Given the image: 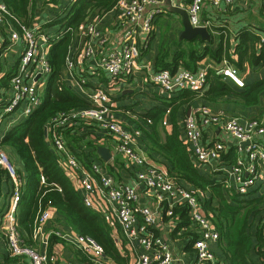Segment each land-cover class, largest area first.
Segmentation results:
<instances>
[{
	"label": "built area",
	"instance_id": "1",
	"mask_svg": "<svg viewBox=\"0 0 264 264\" xmlns=\"http://www.w3.org/2000/svg\"><path fill=\"white\" fill-rule=\"evenodd\" d=\"M223 1L232 2L191 0L188 14L192 25L204 26L200 14L205 3L219 6ZM161 2L162 0H118L113 10L117 12L122 39L116 47L109 46L111 38L100 28L102 16L91 14L82 23L79 36L85 40L74 54L66 57L70 77L77 84H86L88 79L77 73L79 64L86 62L91 73H105L108 84L85 93L89 105L59 111L53 115L46 125L49 135L46 140L59 157L62 167L74 179L85 205L103 213L109 221H117L129 241L141 246L142 251L136 255L134 264H229L213 249V245L220 240V233L203 209L200 197L196 192L178 184L176 178L149 160L140 146L142 129H129L114 118L115 94L112 90L119 92L131 83L142 50L147 46L148 37L152 33L154 15L159 12V8L154 7L146 13L147 6H157ZM262 4L264 6V0ZM69 30L66 27L60 33ZM60 33H47L38 18H34L30 24L24 23L6 4L0 2V70L4 74L14 70L9 84L0 87V127L24 102L26 106L21 113L24 117L31 115L42 104L45 84L52 74L48 50ZM261 42L264 44V37ZM16 47L19 48V56L12 62L9 55ZM5 61L7 63L3 65ZM208 70L207 67L196 72L181 69L172 74L170 70L163 69L153 72L149 81L168 93L184 88L199 90L207 83ZM219 73L238 87L246 86L244 78L234 66L225 63ZM199 114L201 124L196 116ZM221 122L234 138L238 152L237 160L230 165L222 164V154L228 150L229 142L206 144L203 140L202 127ZM69 128L78 131L86 129L87 132L94 133L101 130L112 135L116 151L128 159L130 166L137 168L134 181L118 182L99 160L92 161L90 167H87L67 145L63 131ZM184 131L185 144L196 161L211 167L218 163L215 171L222 173L226 187L246 194L259 181H264V139H260L264 137V119L252 118L241 123L237 116L217 114L203 105L185 118ZM0 166L7 171L12 182L5 203L0 204V237H4L9 254L28 258L29 264L55 262V255L28 244L24 238L18 203L22 198L26 173L12 160L3 144V138L0 139ZM41 183H45L43 175ZM143 187L147 189V195L154 198L152 205L141 203ZM184 206L188 208L191 223L179 229L178 234L189 235L193 232L196 237L189 235L194 240L192 251L177 254L165 238L157 235V228L162 224L176 229L180 221L175 213L176 208ZM56 212L54 206L43 209L40 205L33 224V239L47 246L49 237L55 234L89 255L95 264H106L104 247L93 237L75 231L47 229Z\"/></svg>",
	"mask_w": 264,
	"mask_h": 264
},
{
	"label": "crops",
	"instance_id": "2",
	"mask_svg": "<svg viewBox=\"0 0 264 264\" xmlns=\"http://www.w3.org/2000/svg\"><path fill=\"white\" fill-rule=\"evenodd\" d=\"M190 4L191 0H162V2L157 6H147L146 13H149L154 7L159 8V12H157L153 18V30L151 35L148 37L147 46L142 50V55L138 60V66L135 69L131 83L125 86V88L119 92L112 90V92L115 94L114 118H116L129 129H142V134L140 137H143V139H141L140 146L144 151L146 148L148 151L149 145V140H147L148 138L146 137H161L164 139L165 137H168V135H173L175 137H179L184 143H186L184 131L185 118L191 113L194 114L196 109L203 105L210 107L211 110L217 114H223L227 117L237 116L239 117L241 123H246L249 119L255 117L264 119V55L263 57H259L264 53V44L261 42V38L264 37V6L262 4V0H232V2L223 1L219 6H215L209 2L205 3L200 14L201 21L204 23V26L199 27H206L209 30L211 35V39L209 40H204L200 36L192 39L183 37L185 21L187 16H189L188 11ZM79 5L80 4L78 0H75L73 3L72 0H47V2L46 0H38L34 18H38L40 20V23L47 33L56 35L67 27L66 19L62 20L63 22H60L62 27L59 31L55 32L50 29L49 26L53 27L59 23V21L54 20L59 18L56 16L57 11L61 10L64 6V11L62 13L67 11L71 12L74 6L77 8ZM113 9L114 7L101 15L102 18L100 28L106 31L111 38L109 46L116 47L120 44L122 37L120 35L117 21V12ZM53 20L55 22L51 24ZM82 23H80L79 27L82 25ZM79 32V29L76 32H72L73 39L68 47L67 55L74 54L82 44L83 40H85V38L83 39V37L79 36ZM60 34L61 35L58 36L55 41H59L61 38H63L66 32ZM206 46H210V48L213 50L221 48L223 54H230L232 62H230V60L227 58L218 61L210 55L198 60L197 68L193 72L207 67L209 69L208 73H211L207 80L208 82L203 88L199 90L193 88H184L177 89L172 93H168L161 89L160 86L149 81L151 74L156 72L155 61L160 51H167L170 54L171 59V57L176 52L183 49L187 51H201ZM253 49H255V57L252 56ZM18 51L19 48L16 47L14 52L9 55L10 61L13 62L18 59L20 52ZM49 52L50 47L48 54ZM187 56L188 54L185 57L186 60ZM6 63L7 62L5 61L3 65H6ZM225 63L238 69L240 75L246 82L245 87L236 86L233 81L225 78L221 73H219L220 68ZM181 69L185 68L180 66L178 71ZM77 73L80 74V76H84L88 79L87 83L83 86L77 84L73 78L70 77L69 69L67 67V63L65 62L64 69L61 72V77L57 79V88H69L73 93L85 100L89 105L88 97L85 93L97 87L108 84V77L102 71H99L96 74L91 73V69L86 62H84V64H79ZM4 75L5 74L0 70V78ZM49 79L45 84L43 102L48 88ZM214 79H216L222 87V92L218 93V95L211 92L215 82ZM2 86L4 85H0V87ZM255 89V102H245L243 98L244 96H242L244 92H250L252 90L254 91ZM223 90H225L224 94ZM165 102L172 103L170 106L166 107L169 112L166 110L165 116L157 123L155 126V131L152 132V129L150 130V124L153 123V115L159 111V107L164 106ZM40 106L38 108H40ZM76 108L79 107L71 108L69 110ZM31 115L24 117L22 114H16L9 117V119H7V121L0 127V139H4L8 132L13 130L21 123L25 122ZM196 116L199 123L201 124V115L199 114ZM202 128L204 129V143L212 144L216 141H227L229 142L228 148L234 145V138L226 131L222 122L211 124L209 126H203ZM95 132L96 133L87 132L86 129L78 131L75 130V128H69L64 130L63 134L65 137H69V139L70 137L76 136V134L79 136H84L83 141L80 142L84 147L87 145L85 143H87V141L92 138L100 145L99 147L109 149V160H106L100 154L98 162L102 163L110 174L112 173L108 170L107 164H111L114 170L112 175L118 182H133L137 168L134 165L130 166L128 159L116 151L115 142L112 138L113 136H109L101 130ZM155 132L156 134L154 135ZM47 135L45 137H47ZM260 139H264V137H260ZM6 148L9 151L12 160L16 164L20 163L22 168H24L25 166L21 158L10 147L6 146ZM87 149L90 148L87 147ZM237 156L238 152H236V157ZM148 157L150 161L158 166V168L163 171H169L170 165L158 153L153 151ZM192 160L202 174L206 176L218 175V177H222L221 172L215 173L217 172L215 169L218 163L211 167L210 165L199 163L196 161L193 155ZM23 171L26 173L25 168ZM68 174L72 179V176L69 172ZM27 179L23 186L21 199H23V196H25L23 193L26 190ZM72 181L76 186L74 179H72ZM11 187L12 182L7 175V172L2 174L0 171L1 205L5 203V200L10 193ZM255 188H257V194L255 196H260L263 194L264 181H259L255 185ZM141 192L143 195L141 203L143 205H152L154 203V198L147 195V189L143 187ZM18 213L20 220V205H18ZM37 215L38 212L36 216ZM178 218H180L179 223L182 222L180 215ZM110 222L115 223L114 220H111ZM119 227L120 230L114 228L113 233L122 255L130 257L129 261L126 263H119L112 259L105 258V262L106 264H134L136 255L142 251V248L136 242L134 243L129 241L120 225ZM53 228L61 229L63 232H77L66 222L64 217H60L58 215V212L54 214V217L47 225V229ZM21 230L28 244L38 247L41 251L46 250L50 255H55L56 261L51 264H95L94 262L89 263L88 261H85L83 259L82 253L80 252L82 250L73 246L69 242H62L58 240L52 244L51 249L49 239L48 245L44 246L40 241H35L33 239V230L28 234L23 228H21ZM178 230L179 229L177 228L172 229L161 224L157 228V235H161L163 238H165L166 241L171 244L175 253H189L193 250V245H190L189 243L191 238L189 235H193L194 233L191 232L189 235H187V238L185 237V234L179 235ZM27 238L29 241H27ZM219 248L220 243L213 245L214 250ZM8 253L6 241L4 237H0V261L2 264L4 263L5 256ZM222 256L225 259L227 258L224 255ZM29 262L30 260L26 258L25 263L23 264H29Z\"/></svg>",
	"mask_w": 264,
	"mask_h": 264
},
{
	"label": "trees",
	"instance_id": "3",
	"mask_svg": "<svg viewBox=\"0 0 264 264\" xmlns=\"http://www.w3.org/2000/svg\"><path fill=\"white\" fill-rule=\"evenodd\" d=\"M0 2L6 4L10 11L24 23L30 24L34 20L38 0H0ZM78 2L80 5L77 8L74 6L71 12L60 20L63 22L62 20L67 19L66 25L70 30L66 32L63 38L54 41L50 46L49 62L52 67V74L43 104L25 122L8 132L3 139V144L10 147L21 158L27 173L26 190L23 193L25 196L18 203L21 207L20 226L27 234L33 230L34 219L40 205L43 209L54 206L58 215L64 217L74 230L80 234L89 235L98 241L104 247L106 258L119 263H126L130 257L122 255L113 233L114 228L120 230L119 223H111L103 213L85 205L82 193L76 188L68 172L62 167L59 157L51 149L44 134V127L57 112L88 105L85 100L69 88L58 89L56 84L64 69L68 47L73 39L72 32H76L80 23L86 21L91 14L101 16L111 10L118 0H78ZM54 20L58 21L59 18ZM54 20L51 24L55 22ZM254 51L255 49L252 52L253 57H255ZM207 55L218 61L227 58L232 62L230 54H223L221 48L213 50L210 46H206L201 51L184 49L178 51L171 57L172 60L167 51H160L156 57L155 68L156 71L169 69L172 74L176 73L180 66L195 71L198 60ZM263 55L264 53L259 57H263ZM13 73L14 70L5 73L0 78V85L7 86ZM210 74L209 72L207 80ZM214 80L211 92L218 95L222 92V87L216 79ZM255 92L256 89L244 92L242 96H244L245 102H255ZM224 93L225 90H223ZM171 104L165 102L164 106L159 107V111L153 115V123L150 124L152 132L155 131L157 123L165 116L166 107ZM83 137L77 134L70 139L66 137L67 145L87 167H90L92 161L100 158L98 151L100 145L91 138L84 147L80 143L83 141ZM26 138L29 140L26 141ZM146 138L149 140L148 151L147 148L145 149L146 154L148 153L149 156L154 151L162 156L170 165L168 173L176 178L178 184L196 192L200 197L203 209L213 220L220 233V240L218 241L220 248L214 251L219 256L227 257L226 260L229 264H264V193L255 196L257 188L254 187L255 189L252 188L248 193L241 194L235 188L226 187L223 176L202 174L192 160V153L179 137L168 135L164 139L161 137ZM141 139L143 137L140 138V143ZM236 152L235 144L229 147L222 154V164H233L237 160ZM107 166L113 174V166L111 164H107ZM0 171L2 174L7 172L1 166ZM41 175L45 177V183H41ZM175 213L178 217L180 215L182 219L177 229L190 225L191 220L187 207H178ZM192 236L193 238L196 237L194 234ZM49 240L50 248L58 240L66 242L55 234L51 235ZM27 241H29L28 238ZM193 241L190 238V245ZM80 252L85 261L93 263L89 255ZM25 259V257L11 256L8 253L3 264H23ZM0 264H2L1 261Z\"/></svg>",
	"mask_w": 264,
	"mask_h": 264
},
{
	"label": "water",
	"instance_id": "4",
	"mask_svg": "<svg viewBox=\"0 0 264 264\" xmlns=\"http://www.w3.org/2000/svg\"><path fill=\"white\" fill-rule=\"evenodd\" d=\"M197 36H200L204 40L211 39L210 32L206 27H195V26H193L192 23L190 22L189 16H187V19L185 21V30L183 33V37H186L188 39H192V38H195ZM44 133L46 136L47 135V128L46 127L44 129ZM245 144H247V143H245ZM98 151L106 160H109V158H110L109 149L104 148V147H99Z\"/></svg>",
	"mask_w": 264,
	"mask_h": 264
},
{
	"label": "rangeland",
	"instance_id": "5",
	"mask_svg": "<svg viewBox=\"0 0 264 264\" xmlns=\"http://www.w3.org/2000/svg\"><path fill=\"white\" fill-rule=\"evenodd\" d=\"M63 11H64V6L61 10L57 11L56 16H59V20H58L59 23L57 25H54L53 27L49 26L51 30L57 32L61 29L62 24L60 23V20L62 18H65L68 15V13L70 12V11H67V12H65L66 14L65 13L62 14ZM25 106H26V102H24L23 105H21L19 107V109L17 111H15L12 115L21 114L24 111ZM1 111H4V110H1ZM12 115H10V116H12ZM16 165L20 170H22V171L24 170V168H22V165L20 163H18ZM242 198H246V197H242Z\"/></svg>",
	"mask_w": 264,
	"mask_h": 264
}]
</instances>
